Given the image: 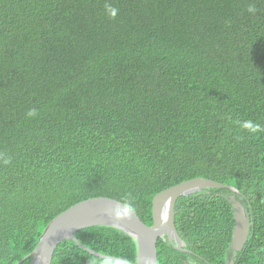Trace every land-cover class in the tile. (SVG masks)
Segmentation results:
<instances>
[{
	"label": "trees",
	"instance_id": "16d2710c",
	"mask_svg": "<svg viewBox=\"0 0 264 264\" xmlns=\"http://www.w3.org/2000/svg\"><path fill=\"white\" fill-rule=\"evenodd\" d=\"M245 120L264 125V0H0V264L88 199L151 226L152 198L196 178L228 188L177 199L183 251L158 239V264H226L231 196L251 223L233 264H264V131ZM75 238L104 258L67 240L51 264L135 263L118 229Z\"/></svg>",
	"mask_w": 264,
	"mask_h": 264
},
{
	"label": "water",
	"instance_id": "95a60500",
	"mask_svg": "<svg viewBox=\"0 0 264 264\" xmlns=\"http://www.w3.org/2000/svg\"><path fill=\"white\" fill-rule=\"evenodd\" d=\"M227 188L226 185L204 178L184 181L168 188L152 198L151 226H146L131 209L115 200L92 198L79 202L57 215L46 225L35 248L28 256L31 257L29 264H51L55 249L67 240L75 242L92 255L104 258L79 244L75 238L77 231L93 226L112 227L131 237L136 246V258L133 264H158L156 254L158 239L167 240L176 250L183 251V243L174 225L177 199L203 190ZM229 201L232 205L234 220L229 250L233 253L232 256L236 257V253L244 248L249 239L251 223L243 205L233 196L229 198ZM226 264H233V262H226Z\"/></svg>",
	"mask_w": 264,
	"mask_h": 264
},
{
	"label": "clouds",
	"instance_id": "9594fccd",
	"mask_svg": "<svg viewBox=\"0 0 264 264\" xmlns=\"http://www.w3.org/2000/svg\"><path fill=\"white\" fill-rule=\"evenodd\" d=\"M105 10H106V14L110 17V18H115L116 15H117V9L114 8V7H111L110 5H106L105 6ZM247 11L249 13H255L256 9L255 7H252L250 6ZM29 117H32V116H35L36 115V111L33 109V110H30L27 114ZM239 126L241 129L249 132V133H252V134H256V133H259L261 131H264V125H261L260 123H256V122H253L251 120H245V121H241L239 122ZM183 243V242H182ZM184 246V244H183ZM182 246V248H183Z\"/></svg>",
	"mask_w": 264,
	"mask_h": 264
},
{
	"label": "flooded vegetation",
	"instance_id": "af4514ba",
	"mask_svg": "<svg viewBox=\"0 0 264 264\" xmlns=\"http://www.w3.org/2000/svg\"><path fill=\"white\" fill-rule=\"evenodd\" d=\"M232 254H233V253H232ZM232 254H231V255H229V254L226 255V257H225V262H233V258H235V257H233ZM228 256H229V257H228ZM198 264H199V263H198Z\"/></svg>",
	"mask_w": 264,
	"mask_h": 264
},
{
	"label": "bare ground",
	"instance_id": "6f19581e",
	"mask_svg": "<svg viewBox=\"0 0 264 264\" xmlns=\"http://www.w3.org/2000/svg\"><path fill=\"white\" fill-rule=\"evenodd\" d=\"M179 237V236H178ZM182 242V241H181Z\"/></svg>",
	"mask_w": 264,
	"mask_h": 264
}]
</instances>
